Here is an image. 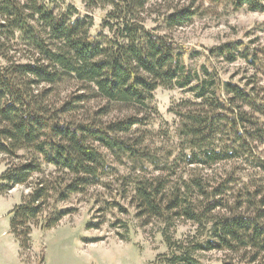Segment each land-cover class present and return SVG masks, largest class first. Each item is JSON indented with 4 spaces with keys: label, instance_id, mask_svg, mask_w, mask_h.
<instances>
[{
    "label": "trees",
    "instance_id": "trees-1",
    "mask_svg": "<svg viewBox=\"0 0 264 264\" xmlns=\"http://www.w3.org/2000/svg\"><path fill=\"white\" fill-rule=\"evenodd\" d=\"M150 1L85 0L89 9L110 7L102 32L93 37L92 18L64 0H0V58L7 64L0 63V155L5 164L0 193L16 186L31 189L10 212V233L22 253L30 249L32 228L47 209L41 225L45 231L73 213L58 204L99 183L110 169L104 151L118 160L158 166L141 138H124L135 126L146 125V118L109 123L72 119L83 101H105L102 116L113 104L152 112L158 88L189 89L201 105L182 115L179 135L188 151L180 156L183 163L210 167L241 159L264 173V161L254 153V143L264 139V101L253 88L221 82L214 69L188 67L181 47L144 27L142 15ZM225 1L234 10L264 13V0ZM192 16L189 9L178 10L164 23L167 29L182 27ZM17 45L31 56L28 62L7 58L10 52L19 53ZM208 55L225 63L243 59L257 70L264 65L259 51L240 41L211 48ZM65 78L90 94L54 102L55 88ZM45 168L51 169L47 175ZM228 176L215 185L199 176L178 182L136 180L131 205L147 223L155 219L169 227L184 220L209 226V236L193 250L227 252L222 264H264V184L253 180L233 188L237 181ZM179 253L167 264H201L190 250Z\"/></svg>",
    "mask_w": 264,
    "mask_h": 264
},
{
    "label": "rangeland",
    "instance_id": "rangeland-1",
    "mask_svg": "<svg viewBox=\"0 0 264 264\" xmlns=\"http://www.w3.org/2000/svg\"><path fill=\"white\" fill-rule=\"evenodd\" d=\"M64 2L74 6L81 16L92 18L90 34L93 37L102 32L101 23L110 10L109 6L89 9L85 0ZM183 9H189L193 13L192 19L182 27L167 29L165 18ZM142 18L146 29L155 30L184 50V61L188 67L197 71L202 67L214 69L221 82L253 88L258 98L264 101V65L261 70H257L243 59L225 63L208 55L211 48L230 41H240L258 50L264 64V13H253L246 9L234 10L225 0L217 3L210 0H152L145 7ZM104 34H107L106 30ZM14 50L19 53H8V59L18 63L29 61L31 56L23 53L21 45H17ZM0 63L2 66L7 65L2 58ZM89 92L91 91L82 89L73 79L65 78L56 86L53 101L61 104L72 97L88 95ZM200 105L201 100L192 91L181 88H158L150 103L152 112L113 104L109 106V113L102 116V108L106 106V102L101 98L79 103V108L71 113L72 119L77 121H90L95 118L100 123H109L125 118H146V125L135 126L124 138L131 142L141 138L142 148L146 147L154 154L159 163L158 166L147 162L134 163L124 157L118 160L104 151L110 160V169L100 178L99 183L88 187L82 194L72 195L66 202L56 206L58 209L73 210L58 226L61 223L65 228L73 226L76 234L82 230L84 236L89 238L90 245L84 252H73L74 256L68 252L69 260L74 264H167L184 250H190L192 256L201 264H222L229 257L227 252L222 251L193 250L196 243L205 241L209 236V226H199L184 220H177L169 227L155 219L147 223L145 219L137 217V211L131 205L133 182L141 179L163 177L170 182H178L199 176L215 185L230 175L237 181L233 188L251 184L253 180H260L264 184V173L254 170L241 159L210 167L187 166L183 163L180 156L187 155L188 151L184 149L179 135L182 115L197 111ZM244 110L252 113L247 107ZM254 153L264 161V139L254 143ZM2 159L3 156L0 155V175L5 170ZM44 172L47 175L51 169L45 168ZM30 190L25 186H16L7 192L3 202H0V208L21 203L22 196L28 195ZM112 203L116 205H110ZM49 212L50 209H47L43 213L38 226L32 230L41 229ZM42 231V234L39 231L34 233L33 241L45 247V252L49 251L50 258L54 259L60 252L58 248L65 231L63 227H59L54 233H45L46 235L45 230ZM166 238L173 244L172 249L168 247ZM24 255L29 257L30 249ZM42 255L43 251L38 257L39 261Z\"/></svg>",
    "mask_w": 264,
    "mask_h": 264
},
{
    "label": "crops",
    "instance_id": "crops-1",
    "mask_svg": "<svg viewBox=\"0 0 264 264\" xmlns=\"http://www.w3.org/2000/svg\"><path fill=\"white\" fill-rule=\"evenodd\" d=\"M7 194L8 193H0V202H3V198H5ZM19 204H14L9 208H0V264H74L72 260H69L68 252H71L74 256L73 252L80 254L90 245L89 238L84 236L85 234L82 230L79 234H76L75 230H73V226L65 228L64 224L61 223L56 229L63 227L65 233L61 236L62 241L60 247L58 248L60 252L55 255L54 259L50 258L49 251L45 252V247L37 245L33 241V235L36 231H39L40 234L43 233L40 228H34L32 230L30 235V256H25L20 249L18 241L10 233V212ZM56 229L44 231V234L51 232L54 233ZM42 251L43 262H40L38 257Z\"/></svg>",
    "mask_w": 264,
    "mask_h": 264
}]
</instances>
